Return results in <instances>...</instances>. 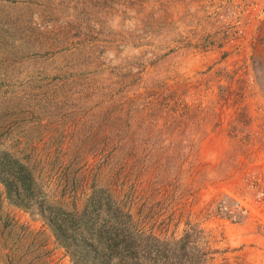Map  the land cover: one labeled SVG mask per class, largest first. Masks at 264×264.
<instances>
[{
    "label": "rangeland",
    "instance_id": "1",
    "mask_svg": "<svg viewBox=\"0 0 264 264\" xmlns=\"http://www.w3.org/2000/svg\"><path fill=\"white\" fill-rule=\"evenodd\" d=\"M263 25L264 0H0V147L79 206L107 185L142 229L195 225L212 264H264V225L217 209L264 144ZM0 264H74L1 181Z\"/></svg>",
    "mask_w": 264,
    "mask_h": 264
},
{
    "label": "trees",
    "instance_id": "2",
    "mask_svg": "<svg viewBox=\"0 0 264 264\" xmlns=\"http://www.w3.org/2000/svg\"><path fill=\"white\" fill-rule=\"evenodd\" d=\"M38 165L29 155L19 157L0 147V181L8 199L43 219L74 264H212L197 226L188 225L181 235L168 237L144 230L134 213L132 196L117 195L97 183L79 206L75 181L62 193L54 192ZM67 191L74 195L71 203L64 197ZM230 200L222 198L217 207L226 217L232 215L222 213V207Z\"/></svg>",
    "mask_w": 264,
    "mask_h": 264
},
{
    "label": "built area",
    "instance_id": "3",
    "mask_svg": "<svg viewBox=\"0 0 264 264\" xmlns=\"http://www.w3.org/2000/svg\"><path fill=\"white\" fill-rule=\"evenodd\" d=\"M251 152L253 159L245 163L240 181L243 183L242 192L236 190L230 194L231 202L223 204L222 212L230 213L232 216H225V219L232 222L239 221L238 216H244L264 225V144Z\"/></svg>",
    "mask_w": 264,
    "mask_h": 264
},
{
    "label": "crops",
    "instance_id": "4",
    "mask_svg": "<svg viewBox=\"0 0 264 264\" xmlns=\"http://www.w3.org/2000/svg\"><path fill=\"white\" fill-rule=\"evenodd\" d=\"M262 31H264V25L261 27V35L262 36H264V32L262 33ZM263 42H264V40H263ZM255 54H256V59H257V57H258V49L256 50V52H255ZM256 93L255 94H253V95H251V97L250 98H248V100H247V104H248V107H246V108H243V111H245V113H244V115H246V118H248V119H246L249 123H251L252 122V120L253 119H255L254 117L256 116V114H257V112H256V109L258 108V105L260 104V102L259 101H257L260 97H262V95L261 94H263L262 92H261V90L259 89V87H257L256 86ZM259 138H261V136L259 137ZM263 139V138H262ZM256 231V230H255ZM258 233H260V230H259V232H257V234H254L255 236H262V234H258ZM258 246H260V245H258ZM255 248H257V245L256 246H254ZM262 247H264V244H262ZM255 248H253V249H255ZM250 257L252 258V256L250 255Z\"/></svg>",
    "mask_w": 264,
    "mask_h": 264
}]
</instances>
